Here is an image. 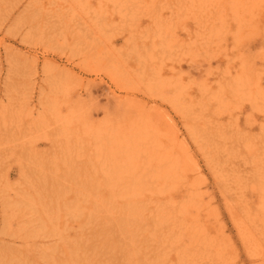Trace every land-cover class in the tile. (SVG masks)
<instances>
[{
	"label": "rangeland",
	"instance_id": "374dc122",
	"mask_svg": "<svg viewBox=\"0 0 264 264\" xmlns=\"http://www.w3.org/2000/svg\"><path fill=\"white\" fill-rule=\"evenodd\" d=\"M0 264H264V0H0Z\"/></svg>",
	"mask_w": 264,
	"mask_h": 264
}]
</instances>
